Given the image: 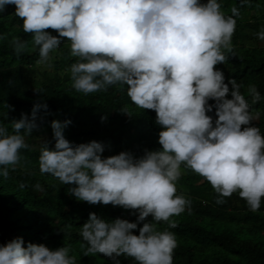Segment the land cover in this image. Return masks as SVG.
<instances>
[{
  "label": "clouds",
  "instance_id": "clouds-1",
  "mask_svg": "<svg viewBox=\"0 0 264 264\" xmlns=\"http://www.w3.org/2000/svg\"><path fill=\"white\" fill-rule=\"evenodd\" d=\"M8 4H14L15 13L24 18V31L34 34L42 59L59 47L63 37L71 41L72 55L80 58L71 65L76 89L87 93L126 83L131 100L154 109L162 126L160 148L145 149L139 157L129 150L102 157L104 142L74 143L65 136L70 119L50 121L55 143L50 148L44 141L41 171L63 183L75 182L69 191L79 200L112 203L139 213L130 221L89 212L82 225L88 251L113 257L115 264H121L116 259L121 253L139 264H174L176 234L159 230L153 221H168L190 203L177 194L182 163L211 183L221 194L218 202L238 192L253 210L260 208L264 133L251 124L256 116L236 78L226 83L223 71L214 67L228 58L224 49L232 47L236 26L219 0H0V12ZM257 35L264 39V29ZM23 47L16 37V51ZM249 91L260 98L256 85ZM213 107L215 120L208 114ZM41 109L48 114L45 99L39 98L30 114L22 112L11 120V132L0 121L4 176L9 174L6 166L15 165L19 150L28 146L21 130L32 133L38 127ZM150 214L152 219L146 220ZM140 222L139 234H134L131 230ZM70 251L66 245L51 248L27 242L25 246L23 237L16 236L0 244V264H76Z\"/></svg>",
  "mask_w": 264,
  "mask_h": 264
},
{
  "label": "trees",
  "instance_id": "trees-1",
  "mask_svg": "<svg viewBox=\"0 0 264 264\" xmlns=\"http://www.w3.org/2000/svg\"><path fill=\"white\" fill-rule=\"evenodd\" d=\"M219 2L226 15L234 16L236 26L232 47L224 49L228 58L214 67L223 71L226 83L236 78L256 116L251 124L264 133V39L257 35L264 29V0ZM15 7L8 4L0 12V121L13 131L11 120L20 118L22 112L30 114L39 98L45 99L48 114L40 110L38 127L32 133L21 130L28 146L19 150L20 159L15 165L6 166L7 176L0 173V244L22 236L25 246L27 242L44 243L51 248L70 246L76 264H115L113 257L88 251L90 244L82 236V225L91 211L105 219L121 217L130 221H135L139 213L112 203L79 200L69 191L75 182L63 183L55 175L41 171L44 141H49L50 148L55 143L50 121L70 119L65 136L74 143L92 139L104 142L102 157L123 150L139 157L145 149L160 148L158 134L162 126L156 121L154 109L131 100L126 83L116 82L87 93L76 89L71 65L80 58L72 55L71 41L63 37L59 47L50 50L46 60L42 59L34 34L24 31V18L15 13ZM234 7L237 13H233ZM46 30L59 35L55 29ZM16 37L24 43L19 52L15 48ZM253 84L261 93L258 99L249 91ZM229 87L227 96L231 98L230 83ZM209 103L214 104V100L210 98ZM208 114L215 120V107ZM36 135L42 136L37 144ZM176 183L177 194H183L190 203L168 221H153L159 230L176 234L174 264H264V199L256 210L238 192L218 202L221 194L184 163ZM151 219V214L146 217ZM142 224L131 231L138 235ZM116 259L121 264H139L126 253Z\"/></svg>",
  "mask_w": 264,
  "mask_h": 264
},
{
  "label": "rangeland",
  "instance_id": "rangeland-1",
  "mask_svg": "<svg viewBox=\"0 0 264 264\" xmlns=\"http://www.w3.org/2000/svg\"><path fill=\"white\" fill-rule=\"evenodd\" d=\"M42 140V136L36 135L35 144L39 143Z\"/></svg>",
  "mask_w": 264,
  "mask_h": 264
}]
</instances>
